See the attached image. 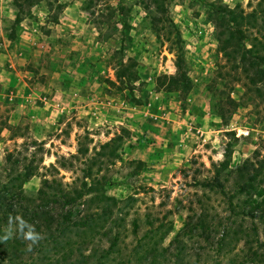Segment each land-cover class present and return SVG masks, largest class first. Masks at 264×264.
Wrapping results in <instances>:
<instances>
[{
    "label": "rangeland",
    "instance_id": "374dc122",
    "mask_svg": "<svg viewBox=\"0 0 264 264\" xmlns=\"http://www.w3.org/2000/svg\"><path fill=\"white\" fill-rule=\"evenodd\" d=\"M261 2L60 0L59 12L43 0L16 25L14 0H0V168L10 173V156L21 173L34 162L28 197L48 180L75 199L69 231L45 254L27 243L1 264H264V98L248 92L214 22L222 9L257 12L247 46L264 54ZM146 6L180 40L158 34ZM178 56L186 97L169 88ZM246 164L261 172L256 195L232 204ZM218 179L226 194L202 185Z\"/></svg>",
    "mask_w": 264,
    "mask_h": 264
},
{
    "label": "trees",
    "instance_id": "16d2710c",
    "mask_svg": "<svg viewBox=\"0 0 264 264\" xmlns=\"http://www.w3.org/2000/svg\"><path fill=\"white\" fill-rule=\"evenodd\" d=\"M41 1L43 0H14V5L18 10L15 24H20L26 16L31 14V9ZM55 2L56 10L61 12L64 5L60 3V0H55ZM263 4L264 2H261L259 7L262 8ZM48 5L50 6V10L54 7L51 1L48 2ZM145 10L151 15L153 29L158 34H161L164 28H166L163 27L165 20L156 15L157 13L152 7L146 6ZM162 12L164 13L163 15L168 14L166 9ZM262 12L264 13V9H262ZM241 14L236 10H218L217 15L219 17L218 19H214L217 30V41L222 51L230 52V55L235 60L233 68L236 72L241 70L239 78L242 80V76H244L248 92L255 93L258 97L264 98V54L256 53L252 48L247 46V41L250 38L249 32L257 28L258 13L254 12L246 16ZM167 20L168 25L166 29L173 28L177 39L180 40L181 35L175 23L169 17ZM54 22H59L58 16L54 17ZM126 76L128 75L125 72H122L120 75L121 78H125ZM133 78L131 80H137L136 76ZM169 85L172 92H179L183 97H186L192 89L191 81L181 56H178L177 59V74L170 78ZM229 103L231 109L236 110L238 107L237 101L229 98ZM221 117L224 118V115L221 114ZM23 162L20 159L14 160L10 156L7 158L8 167L5 168L6 170L9 169L10 173L4 175V171L0 168V254H5L8 257H11V255L15 256V253L17 254L18 252H24L22 248L27 243L31 244L37 252L45 254L47 252L46 248L49 243L51 244V241L56 242L69 231L67 222L70 221L71 214L65 213L64 209L75 201L70 193L64 190L59 191L56 188L57 186L61 187L60 184L55 183L53 186L49 184L48 180L44 181L43 187L38 191L36 197H28L24 191V184L38 175V168L34 167V162H30L28 165L25 162L23 166L25 172L21 173L20 169ZM251 171H253V174L250 175ZM238 173L243 186L240 191L233 193L229 197L232 204L234 199L239 198L241 195L247 194L251 197L253 194L254 196L256 195L253 192L256 190L255 184L261 174L259 169H252L250 164H246L242 169L240 168ZM202 185L226 194L223 183L219 179L214 184L208 182ZM92 189L93 186H90L86 192L89 193ZM57 191L62 193V199L59 202H47L50 198V192ZM51 197L56 198L54 195ZM37 200H39L38 204L36 203ZM103 200H106V198ZM107 200L112 201L110 199ZM261 205L260 203L259 206ZM259 206L257 207L258 210L260 209ZM107 211L109 212V208ZM87 215L88 218L95 219L93 214L88 213ZM259 217L261 219L264 218V211L261 212ZM101 218L98 220H101ZM20 220L34 225L35 231L42 236V239L38 243L32 244L31 241H27L21 236ZM11 230L14 231L13 235L10 232ZM24 231H27V228ZM16 259L17 261L9 259L8 264L22 263L23 259L20 257Z\"/></svg>",
    "mask_w": 264,
    "mask_h": 264
},
{
    "label": "clouds",
    "instance_id": "9594fccd",
    "mask_svg": "<svg viewBox=\"0 0 264 264\" xmlns=\"http://www.w3.org/2000/svg\"><path fill=\"white\" fill-rule=\"evenodd\" d=\"M25 228H27V231H24ZM20 232L21 236L25 240L31 241L32 244H36L42 239L41 234L35 231L34 225L29 224L23 220H20Z\"/></svg>",
    "mask_w": 264,
    "mask_h": 264
}]
</instances>
